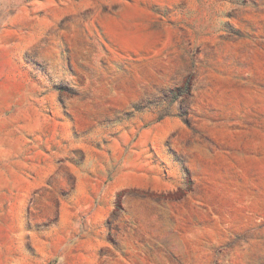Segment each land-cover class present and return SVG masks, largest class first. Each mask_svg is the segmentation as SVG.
<instances>
[{"label":"rangeland","instance_id":"1","mask_svg":"<svg viewBox=\"0 0 264 264\" xmlns=\"http://www.w3.org/2000/svg\"><path fill=\"white\" fill-rule=\"evenodd\" d=\"M0 264H264V0H0Z\"/></svg>","mask_w":264,"mask_h":264}]
</instances>
